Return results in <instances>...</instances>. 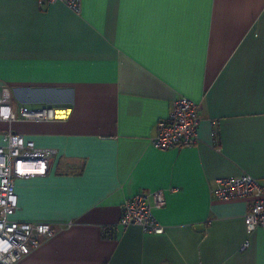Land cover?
<instances>
[{
  "label": "crops",
  "instance_id": "crops-1",
  "mask_svg": "<svg viewBox=\"0 0 264 264\" xmlns=\"http://www.w3.org/2000/svg\"><path fill=\"white\" fill-rule=\"evenodd\" d=\"M1 85L15 113L65 111L0 120V146L12 132L55 151L14 181L12 218L55 230L14 264H264L251 199L211 193L244 173L264 185V0H0ZM182 96L201 105L198 142L154 148ZM156 189L164 231L120 227L121 202Z\"/></svg>",
  "mask_w": 264,
  "mask_h": 264
},
{
  "label": "built area",
  "instance_id": "built-area-1",
  "mask_svg": "<svg viewBox=\"0 0 264 264\" xmlns=\"http://www.w3.org/2000/svg\"><path fill=\"white\" fill-rule=\"evenodd\" d=\"M57 1L79 11L81 0H38L40 6ZM12 94L7 85L0 86V120L11 121L16 118L27 120L54 119L53 108H27L21 106L18 113L11 108ZM168 115L158 119L155 133L148 140L156 149L189 147L198 138L201 105L191 102L187 97L176 98L171 102ZM5 144L0 146V264H14L38 248L41 241L51 237L55 230L49 222L21 221L12 218L18 208L15 179L33 173L44 174L53 149L40 148L21 135L6 133ZM171 191L177 188L171 187ZM211 193L219 200L250 198L251 202L244 216L247 232L260 227L264 232V185L251 175L244 173L237 177H224L215 180ZM165 189L146 190L124 199L118 225L125 227L137 224L144 233L161 234L164 227L153 214L155 209L165 205ZM247 241L241 247L245 248Z\"/></svg>",
  "mask_w": 264,
  "mask_h": 264
},
{
  "label": "bare ground",
  "instance_id": "bare-ground-1",
  "mask_svg": "<svg viewBox=\"0 0 264 264\" xmlns=\"http://www.w3.org/2000/svg\"><path fill=\"white\" fill-rule=\"evenodd\" d=\"M53 113H54L55 117H62V116L65 115V111L64 110L54 109Z\"/></svg>",
  "mask_w": 264,
  "mask_h": 264
}]
</instances>
